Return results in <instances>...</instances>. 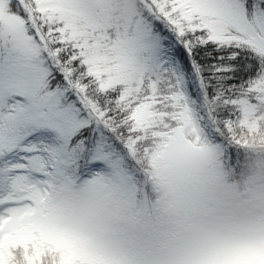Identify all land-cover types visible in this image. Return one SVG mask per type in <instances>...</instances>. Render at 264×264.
Here are the masks:
<instances>
[{
    "label": "snow or ice",
    "instance_id": "obj_1",
    "mask_svg": "<svg viewBox=\"0 0 264 264\" xmlns=\"http://www.w3.org/2000/svg\"><path fill=\"white\" fill-rule=\"evenodd\" d=\"M0 264H264V0H0Z\"/></svg>",
    "mask_w": 264,
    "mask_h": 264
}]
</instances>
